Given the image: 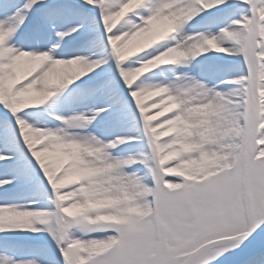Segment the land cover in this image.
Returning <instances> with one entry per match:
<instances>
[{"label":"rangeland","instance_id":"1","mask_svg":"<svg viewBox=\"0 0 264 264\" xmlns=\"http://www.w3.org/2000/svg\"><path fill=\"white\" fill-rule=\"evenodd\" d=\"M12 1L0 0V10ZM39 1L43 6L58 0ZM249 1L224 0L215 6L217 14L203 12L179 24L181 37L171 33L173 21L142 41L113 46L104 63L80 67L74 84L42 94L17 88L35 69L58 65L34 66L30 56L11 61V37L0 39V145L10 151L3 133L25 144L19 153L3 155L0 208L30 198L43 202L34 207L38 214L19 220L0 211V264H182L207 243L249 237L242 194L247 142L257 239L212 247L197 264H264V6L257 0L251 11ZM91 2L94 9L84 13L94 21L86 24L119 31L120 13L105 22L97 17L112 3ZM248 18L250 27L237 26L233 33L241 34L218 51V34ZM28 31L16 41L27 54L34 51ZM87 37L71 41L63 60L84 56L88 42L97 45L98 35ZM210 82L226 91L237 88L233 103L199 108ZM95 87L107 97L100 121L55 114L70 91ZM174 88L178 96L163 102ZM88 130L100 147L54 146L59 131Z\"/></svg>","mask_w":264,"mask_h":264},{"label":"bare ground","instance_id":"2","mask_svg":"<svg viewBox=\"0 0 264 264\" xmlns=\"http://www.w3.org/2000/svg\"><path fill=\"white\" fill-rule=\"evenodd\" d=\"M106 1V0H105ZM112 3L110 9H104L97 17L103 22L109 20L120 13V17L115 22H120V30H112L110 25L107 29L97 31V28L90 27L86 23H92L94 21L87 12V9L93 8L91 0H58L57 13L53 9L40 10L39 0H14L12 1L9 9L0 10V39L11 37L9 42L10 54L9 59L11 61H17L25 57H32V64L39 66L43 62H52L57 64L56 70L35 69L33 76L17 88L19 93H47L57 88L59 84L68 85L74 84L73 81L78 75L80 67L84 65L97 66L104 63L107 60L108 52L116 49L120 46H125L133 43H137L146 39L150 35L158 34L165 29V25L169 22L175 21L171 24L175 30H178L179 24H190L194 21V18H200L201 14H217L215 6L224 2V0H151L150 2L142 0H107ZM227 1V0H226ZM251 1H249L250 3ZM257 0L251 2V11L254 9ZM260 5L264 6V0H260ZM17 8V9H15ZM71 9L83 12L82 16L76 15H64L63 9ZM94 9V8H93ZM45 13L48 14V22L50 24H44ZM129 15L135 17L136 21L122 19ZM124 16V17H122ZM44 17V19H43ZM241 22H230L226 30H222L218 36L220 37V43H215L216 48L219 49L221 45H229L228 38L237 37L241 33H233L237 26L243 28H249L252 20L248 18ZM172 26L170 28H172ZM44 28V29H43ZM27 29H30L32 36V42L34 51L26 53L17 47V37ZM47 29L48 38H44L45 30ZM237 30H240L237 28ZM241 31V30H240ZM187 32V31H186ZM97 33L98 40L97 45H91L88 42V49L82 57L75 59L63 60V56L67 52L65 47L73 40L80 37H84V40H88L87 34ZM117 34V35H116ZM185 34L182 30L178 32V37ZM187 35V34H186ZM174 37L167 36V41H172ZM96 45V46H95ZM114 46V49H113ZM112 47V48H111ZM217 49V50H218ZM200 51V49H197ZM220 51V49L218 50ZM166 81V80H165ZM215 81V80H214ZM228 85V83H225ZM224 84L215 85L213 82L207 86V92L204 94L203 99L199 104V108L212 107L222 104L233 103L234 98L237 96V88H230V90L223 89ZM103 88L95 87L91 89H79L78 91H70L67 95L62 97V100L55 107V114H63L67 119L79 118L80 116H87V121L98 122L101 120V113L106 105V96L102 92ZM168 96L162 100L163 102L171 101L177 95L174 88L173 91H166ZM96 94V95H95ZM202 108V109H203ZM56 128V127H54ZM58 129V128H56ZM4 132L6 131L3 130ZM58 131V130H57ZM94 132V130H93ZM49 135V134H48ZM93 134L88 130L87 133H68L66 131H59L52 137L54 139V146L58 150H90L100 147L101 144L96 142L93 138ZM45 139L47 138L44 137ZM2 139L9 141L11 147L9 152L3 150V146L0 145V166L5 163L3 159L4 153L10 154L12 151L14 154L19 153L18 148L25 146L24 142L18 139L14 135L3 133ZM19 149V150H21ZM3 153V154H2ZM2 157V158H1ZM21 163V162H20ZM0 188V192H1ZM43 202L30 198L17 205H11L7 208H0V211H6L4 215L14 220H19L31 215H36L39 212L34 210V207L42 205ZM249 239H257L254 231L249 235ZM44 255L40 254L39 261H43ZM198 258L190 264H197ZM17 264H31L30 262H22ZM245 264H251L248 261Z\"/></svg>","mask_w":264,"mask_h":264},{"label":"water","instance_id":"3","mask_svg":"<svg viewBox=\"0 0 264 264\" xmlns=\"http://www.w3.org/2000/svg\"><path fill=\"white\" fill-rule=\"evenodd\" d=\"M247 191H248V177L246 174V164L244 163L243 194L246 197V199L249 200V196H248ZM246 207H248V205H246ZM235 242L245 243V242H247V240L246 239H224V240H219V241H214V242L208 243V244L200 247L194 253H192L189 256V258L187 259V261L185 262V264H190L195 258H197L199 255H201L202 253H204L206 250H208L209 248H211L213 246L221 245V244H225V243H235Z\"/></svg>","mask_w":264,"mask_h":264}]
</instances>
